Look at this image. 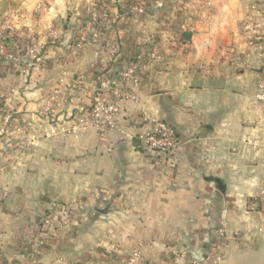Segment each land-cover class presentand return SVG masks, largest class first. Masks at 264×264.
<instances>
[{
    "label": "crops",
    "instance_id": "0c3cea01",
    "mask_svg": "<svg viewBox=\"0 0 264 264\" xmlns=\"http://www.w3.org/2000/svg\"><path fill=\"white\" fill-rule=\"evenodd\" d=\"M116 1L0 4L19 38L0 62V264H125L137 247L140 264H264V0ZM91 13L99 38L79 46ZM149 36L162 59L146 60L119 132H63ZM143 113L173 127L172 153L136 142Z\"/></svg>",
    "mask_w": 264,
    "mask_h": 264
},
{
    "label": "built area",
    "instance_id": "2783aa9c",
    "mask_svg": "<svg viewBox=\"0 0 264 264\" xmlns=\"http://www.w3.org/2000/svg\"><path fill=\"white\" fill-rule=\"evenodd\" d=\"M133 10L142 12L144 10V0H136ZM41 7V4L38 5ZM100 17L91 13L89 21L80 31L77 36V45L81 46L87 42L96 41L99 38V23ZM244 29L254 33H258L259 24L253 20L248 21ZM0 33V55L3 57L13 58L14 54L10 51L9 46L2 40ZM264 39L257 37V39ZM154 37H146L143 41V47L137 53L135 59L119 72V85L108 86L103 84L95 96L94 103L88 110L74 122L70 127L62 128L63 132L78 135L79 133L94 130L99 134L111 135L119 132L117 126V116L121 111V106L124 100L136 99L134 89L139 84V75L145 66L147 59L160 61L162 59L157 46L153 45ZM261 51L263 60V70L258 82V91L256 97L260 102L264 111V42L256 46ZM61 89L57 88L48 96L45 101V108L49 110L56 102ZM142 128L135 134V139L147 149L158 152L162 155L172 153L178 147L176 132L171 125L156 118L150 113L142 114ZM11 124V116L9 113L4 117V122L0 126V138L7 132ZM264 160V158H263ZM264 203V199H263ZM44 226L52 224L51 214L43 219ZM223 232V230H221ZM259 232L264 234V225L259 228ZM142 258L141 248H135L128 256L125 264H140ZM193 264H205L202 260H197Z\"/></svg>",
    "mask_w": 264,
    "mask_h": 264
},
{
    "label": "trees",
    "instance_id": "16d2710c",
    "mask_svg": "<svg viewBox=\"0 0 264 264\" xmlns=\"http://www.w3.org/2000/svg\"><path fill=\"white\" fill-rule=\"evenodd\" d=\"M119 1L120 0H117L114 4L120 5L119 4ZM144 1H147V0H144ZM135 4H136L135 1L128 0L127 1V4L125 6H121V5L119 6V11L121 13H124V12H127L128 13L129 11H131L132 6L135 5ZM7 33H8L7 36H5V35L3 36V41H5V43L8 46H10V49H11V51L13 53H18L17 50L19 49V38L14 33L13 34H9V32H7ZM2 59H3V56L0 55V62H2ZM135 140H136V142L138 144H141L139 142V140H137V139H135Z\"/></svg>",
    "mask_w": 264,
    "mask_h": 264
},
{
    "label": "rangeland",
    "instance_id": "374dc122",
    "mask_svg": "<svg viewBox=\"0 0 264 264\" xmlns=\"http://www.w3.org/2000/svg\"><path fill=\"white\" fill-rule=\"evenodd\" d=\"M1 2H3V0H0V4H1ZM40 2H42V1H40ZM39 2V3H40ZM46 5H47V2L45 3ZM257 7V6H256ZM256 7H253L254 9L256 8ZM250 20H253L252 19V17H250L247 21H246V23L248 22V21H250ZM245 23V24H246ZM245 26V25H244ZM10 31L12 32V30L10 29ZM8 32V30H7V27H4V26H0V33H2V35L4 36H7V33ZM11 34H13V32L11 33ZM3 36H2V40H3ZM53 221V220H52ZM50 226V225H49Z\"/></svg>",
    "mask_w": 264,
    "mask_h": 264
},
{
    "label": "water",
    "instance_id": "95a60500",
    "mask_svg": "<svg viewBox=\"0 0 264 264\" xmlns=\"http://www.w3.org/2000/svg\"><path fill=\"white\" fill-rule=\"evenodd\" d=\"M195 258H196L197 260H201V259L203 258V256L200 255V253H199V254L195 255Z\"/></svg>",
    "mask_w": 264,
    "mask_h": 264
}]
</instances>
